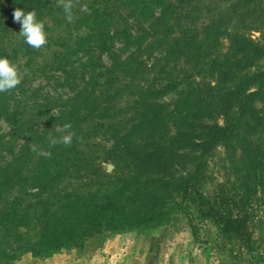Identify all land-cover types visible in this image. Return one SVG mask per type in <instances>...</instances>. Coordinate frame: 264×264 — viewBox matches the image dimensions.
I'll return each instance as SVG.
<instances>
[{"label": "trees", "instance_id": "16d2710c", "mask_svg": "<svg viewBox=\"0 0 264 264\" xmlns=\"http://www.w3.org/2000/svg\"><path fill=\"white\" fill-rule=\"evenodd\" d=\"M52 1L15 0L14 9L40 16ZM112 1L120 5L114 8L122 18H105L114 9L111 4L96 8L89 33L77 36L73 52L67 53L98 51L97 61L85 63L90 66L89 81L82 73L81 86L67 84L70 94L63 99H27L22 86L10 94L0 92V118L9 126L7 135L0 133V264L15 261L23 252L39 255L64 245L79 246L109 229L151 227L192 205L200 218L216 224L219 233L249 244L251 207L264 196V66L247 69L264 57V43L251 38L252 31L264 29V6L256 0H235L227 8L206 10L209 21L196 26L195 0ZM121 5L128 10H121ZM116 40L123 41L122 50L134 46L139 54L152 46L154 58L189 65L187 77L195 73L212 80L186 81L185 90L177 92L168 108L156 97L175 83L155 88L161 68L144 84L129 81L122 86L134 99L128 114L119 116L112 104L119 88L106 93L105 88L119 78L114 75L118 69L120 78H136L143 62L131 54L119 59L112 50ZM102 53L109 54L111 63L103 67L109 78L100 89L94 86L93 71L103 65ZM148 66L153 69L151 63ZM90 116L97 121L82 130L81 123ZM216 117L222 124L212 120ZM59 122L71 124L72 143L49 147V136L61 135L55 131L63 125ZM98 130L110 141L104 158L115 162L108 178L95 170L100 154L88 148L86 155L79 146H86L80 144L85 140L97 147ZM31 143L50 151L51 157H39L37 166L25 172L34 154ZM219 145L227 153L226 174L231 179L215 183L212 194H206V158ZM67 179L81 183L60 188ZM102 185L111 190L99 195L98 190L88 191Z\"/></svg>", "mask_w": 264, "mask_h": 264}, {"label": "rangeland", "instance_id": "374dc122", "mask_svg": "<svg viewBox=\"0 0 264 264\" xmlns=\"http://www.w3.org/2000/svg\"><path fill=\"white\" fill-rule=\"evenodd\" d=\"M195 1L194 5H197L195 7L199 12H197L199 17H197L195 24L201 26V24L209 21L211 15L205 13L206 10L216 7L227 8L235 0ZM256 1L264 6V0ZM14 2L15 0H0V56H6L19 67L22 79L18 86L24 87L27 99L35 98L42 101L45 97L57 96L63 99L67 95L66 92L70 94L66 90L67 84L73 83L72 85H75L74 88L76 89L83 82L81 79L82 73L84 80L88 78L90 66H85V63L90 62L92 64L93 61H97L96 54H98V51L89 54L76 52L68 55V51L73 52L72 44L74 40L77 36L89 33L87 26L90 24L92 14L96 8L110 7L109 4L112 8L120 5L112 0H74L72 8L74 18L71 22H68L63 8L57 5V0H53L43 10L42 15L37 16L45 24L48 41L43 48L37 50L27 45L23 37L19 35L20 24L14 22L12 16ZM81 7H87L89 11H80ZM120 8L121 10H128L126 5L124 7L121 5ZM105 18L111 21L119 20L122 16L120 11L114 8L110 9V17ZM133 19V17L128 18V22H132ZM121 22L113 26H119ZM261 30L252 31L251 38L263 44L264 29ZM104 39L102 37V40ZM122 43L121 40L114 41L112 50L117 53L119 59L127 58L130 54L131 57L136 59V62H138V58L141 59L143 64L140 65L141 73L139 71V77L130 80L127 77L120 78L122 74L118 69L114 72V75H119V78L112 87L105 88L103 80L107 76L109 78V75L106 74L103 67H109L111 63L108 53L99 55V60L103 65L95 67L93 71L94 74H97L96 85H94L96 88H105V93L119 88L118 96L113 99L112 103L113 111L119 116L128 114L127 110L134 99L132 94L129 93L130 89L122 86L129 81L133 84H144L147 78L153 77L161 68L163 69L158 74L160 82L156 83L155 88H160L167 82L168 84L175 83L173 89L171 88L165 94L156 97L157 102L169 105L168 108L175 99L177 92L185 90L186 81L193 80L195 83H202L212 80L207 76L203 78L195 73L187 77L188 73L191 72L189 65L181 60L173 62L163 56L154 58L155 50L152 49V46L144 50L143 54H139L137 50H134V46L122 50ZM222 44L225 45L226 40L223 39ZM145 56H148V58ZM150 63L153 65L152 70L146 69ZM262 66H264V57L249 67L247 72L254 71ZM29 71H34L35 75L26 74ZM169 76L173 77L171 80H166L165 78ZM251 89L253 90L252 87ZM13 90L15 89L10 90L9 94ZM255 106L258 108L260 104L255 102ZM212 120L217 124H222L223 121L221 117ZM212 120L206 119V122H213ZM94 121L97 120L90 116L89 121L81 123L82 130L84 127L93 124ZM54 124L58 123L55 122ZM8 129L9 126L0 118V133L7 135ZM95 135V142L99 141L97 147H90L85 140L80 144L86 143V146H79L81 150H85L86 155L89 151L88 148L100 154V158H97L94 162V167L104 178H108L115 171V162L103 156L105 153L103 149L110 146V141L106 140L103 130H98ZM2 138H6V136ZM38 158L37 153L32 154V162L25 167L24 171L30 172L34 166H37ZM90 167H93L92 164ZM226 168H229L227 153L223 146H216L206 158L204 167V172L208 175V180L204 183L206 194H212L215 183L223 182L227 177L231 179V176L226 174ZM189 169H191L190 165ZM80 183V180L67 179L59 187L63 188L68 185L67 188H70L79 186ZM110 188L108 187L105 190L103 185L99 187L90 186L88 191L95 193L98 190L99 195L110 191ZM253 202L248 221L249 244H245L233 235L219 233L216 224L200 218L196 207L192 205L186 211L176 210L171 217L163 219L151 227H124L117 230H105L86 239L79 246L64 245L39 255L23 252L15 261L5 264H264V196H260Z\"/></svg>", "mask_w": 264, "mask_h": 264}, {"label": "clouds", "instance_id": "9594fccd", "mask_svg": "<svg viewBox=\"0 0 264 264\" xmlns=\"http://www.w3.org/2000/svg\"><path fill=\"white\" fill-rule=\"evenodd\" d=\"M73 3L74 0H57V5L62 7L68 22L73 20ZM80 11L88 12L87 7H81ZM14 22L20 24L19 35L23 37L25 43L33 49H41L47 44V33L45 24L37 18V14L33 10L24 11L22 8H15L13 13ZM22 75L19 67L11 62L6 56H0V92H7L15 89L21 83ZM70 123H65L62 126L58 125L55 128L59 137L49 136V147L57 144L70 146L74 133L69 131ZM31 150L37 153L39 157L50 158L51 152L43 149H38L35 144L31 146Z\"/></svg>", "mask_w": 264, "mask_h": 264}]
</instances>
